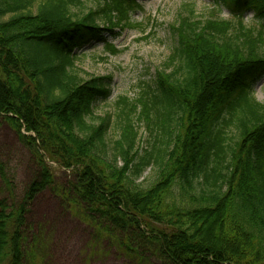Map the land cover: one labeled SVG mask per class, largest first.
<instances>
[{
  "label": "trees",
  "instance_id": "trees-1",
  "mask_svg": "<svg viewBox=\"0 0 264 264\" xmlns=\"http://www.w3.org/2000/svg\"><path fill=\"white\" fill-rule=\"evenodd\" d=\"M218 1L235 20L188 5L154 80L97 116L107 83L80 76L76 50L135 27L137 1L0 0V116L38 169L19 201L0 200V264H35L26 213L54 183L47 161L71 171L85 219L128 252L164 264H264V102L252 91L264 73V0ZM244 11L257 22L245 24ZM134 119L150 134L143 154ZM0 178L11 191L1 162Z\"/></svg>",
  "mask_w": 264,
  "mask_h": 264
},
{
  "label": "rangeland",
  "instance_id": "rangeland-1",
  "mask_svg": "<svg viewBox=\"0 0 264 264\" xmlns=\"http://www.w3.org/2000/svg\"><path fill=\"white\" fill-rule=\"evenodd\" d=\"M86 7H93V0H83ZM141 9L131 13L133 28L114 29L103 32L104 41L91 40L76 50L77 68L83 78L103 77L106 98L94 104V114H114L119 96L131 100L139 96V84L154 80L177 45L172 24L180 12L192 5L197 16L217 13L223 19L235 20L238 12L218 0H136ZM245 24L256 23L252 11H244ZM105 43L119 52L110 54ZM253 96L264 102V73L252 86ZM140 154L151 147L150 134L143 122H136ZM118 132L111 130L108 140H115ZM0 162L3 164L9 190L0 178V200L8 203L19 201L25 187L36 177V162L30 152L19 142L16 134L0 116ZM54 183L39 193L28 205L26 213L27 244L36 247L35 264H164L155 254L140 249L128 252L118 242L106 235L87 219L83 205L75 201L69 182L73 180L70 170L51 164ZM154 169L147 168L139 181L146 185L154 177ZM23 264H28L24 261Z\"/></svg>",
  "mask_w": 264,
  "mask_h": 264
}]
</instances>
